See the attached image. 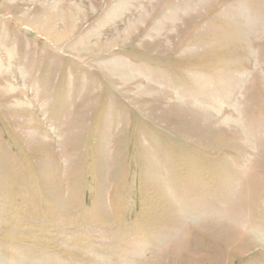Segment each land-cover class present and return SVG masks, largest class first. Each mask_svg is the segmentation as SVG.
Returning a JSON list of instances; mask_svg holds the SVG:
<instances>
[{
	"label": "rangeland",
	"instance_id": "rangeland-1",
	"mask_svg": "<svg viewBox=\"0 0 264 264\" xmlns=\"http://www.w3.org/2000/svg\"><path fill=\"white\" fill-rule=\"evenodd\" d=\"M0 264H264V0H0Z\"/></svg>",
	"mask_w": 264,
	"mask_h": 264
}]
</instances>
